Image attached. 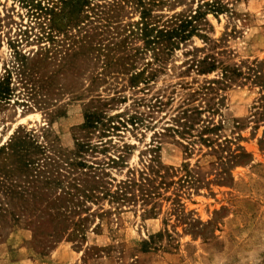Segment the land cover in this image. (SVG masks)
<instances>
[{"label":"rangeland","instance_id":"1","mask_svg":"<svg viewBox=\"0 0 264 264\" xmlns=\"http://www.w3.org/2000/svg\"><path fill=\"white\" fill-rule=\"evenodd\" d=\"M222 1L227 12L207 16L205 38L193 37L175 52L168 64L173 72L157 76L142 92L121 89L125 101L109 110L110 116L122 112L117 122L142 115L149 126L135 130L128 123L105 138L133 146L129 167H138L145 147L153 144L164 166L187 164L209 182L183 197L184 224L170 216L171 205L164 201L153 217H143L139 206L111 212L103 221L91 216L109 212V204L79 199L72 181L79 171L63 161L72 149L74 128L84 122L88 98L110 95L108 89L116 81L122 84L121 78L105 68L104 57L74 54L76 47L49 32L47 16L32 9L30 0H0V76L11 70L15 52L25 57L12 71L9 104L0 108V146L17 132L32 135L43 147L33 166L25 167L20 156L0 167V264H264V79L259 77L264 76V0ZM43 32L51 34L54 45L39 39ZM194 49L200 58L210 56L218 69L205 76L181 74L186 52ZM222 68L229 71L226 80ZM213 80L220 83L208 98L218 104L214 120L221 123L217 136L223 146L214 152L197 145L187 152L183 140L162 131L168 107L152 112L148 101L175 90V108L183 95L178 83ZM139 100L144 102L135 104ZM238 147L247 156L236 158L233 166L230 155ZM94 157L103 158L88 156L89 165ZM111 174L122 178L114 170Z\"/></svg>","mask_w":264,"mask_h":264},{"label":"trees","instance_id":"2","mask_svg":"<svg viewBox=\"0 0 264 264\" xmlns=\"http://www.w3.org/2000/svg\"><path fill=\"white\" fill-rule=\"evenodd\" d=\"M30 3L32 9L47 16L50 33L60 34L71 46L76 47L74 54L104 57L105 68L121 78L119 80L122 84L116 81L110 85V95L88 98L84 108V122L74 128L73 146L63 161L66 166L79 171L78 177L72 180L79 199L109 204V212L101 209L100 213L91 216L103 221L111 212L139 206L143 217H153L157 215L158 209L161 211L159 202L164 201L171 205L170 216L187 224L184 222L183 197H190L192 192L197 193L209 182L201 180L187 164H182L179 168L164 166L158 155L159 149L153 144L145 147L138 167H129L126 158L133 146L125 142L116 144L112 139L105 138L118 131L119 126L126 128L128 123L135 130L141 126H149L144 125L146 120L142 115L131 116L124 123L117 122L122 112L110 116L109 110L125 101V97L121 95L124 91L121 89L142 92L148 90L157 76L173 72L175 68L169 70L168 64L175 52L193 37L205 38L201 32L203 28L209 27L207 16L227 12V4L222 0H45L44 6L40 2L33 4L32 0ZM180 7L183 9L178 11ZM50 35L43 32L39 39H49L54 45L55 40ZM104 41L108 43L104 45ZM195 52V49L186 52L188 59L181 67L184 68L183 72L179 68L181 74L188 76L193 72L196 76H205L218 69L210 56L200 58ZM147 56L148 60L145 59ZM22 60L25 57L20 52H15L11 70L5 68L0 76V108L9 104L13 93L10 87L11 75L15 72V66L19 70L18 62L21 63ZM140 61L144 62L139 67ZM259 77L264 79L263 75ZM227 78L229 71L222 68L221 79ZM94 81L104 82L99 78ZM218 83L219 80L204 82L202 85L196 84V81L178 83L183 95L179 97V104L175 108L171 107L175 90L167 97H154V103H151L153 100L148 101L147 107L152 112L168 107L171 113L162 131L183 140L187 152L197 145L214 152L223 146L217 136L221 123L214 120L218 114L215 108L218 104L211 105L212 98H208L210 94H214L213 85ZM142 102L144 100L136 101L135 104ZM114 122L119 124L115 125ZM153 133L160 135V132ZM92 137L96 139L95 142L91 141ZM224 144L231 143L225 140ZM110 151H113V155ZM42 152L43 147L36 144L32 135L25 133L19 137L16 132L0 146V160L3 162L0 167H8V164L11 166L12 160L20 156L25 158L22 163L25 167L33 166L36 164L33 156ZM28 153L33 154L26 157ZM91 155H102L103 158L101 160L94 157V162L89 165L85 158ZM246 156L245 150L238 147L231 153L230 161L234 160L232 162L235 166L236 158ZM112 170L122 178L117 180L113 177ZM69 187L71 184L67 185ZM170 190L171 195L164 196Z\"/></svg>","mask_w":264,"mask_h":264},{"label":"bare ground","instance_id":"3","mask_svg":"<svg viewBox=\"0 0 264 264\" xmlns=\"http://www.w3.org/2000/svg\"><path fill=\"white\" fill-rule=\"evenodd\" d=\"M25 119H26V118H24V119H21V121L23 122V121H25Z\"/></svg>","mask_w":264,"mask_h":264},{"label":"crops","instance_id":"4","mask_svg":"<svg viewBox=\"0 0 264 264\" xmlns=\"http://www.w3.org/2000/svg\"><path fill=\"white\" fill-rule=\"evenodd\" d=\"M35 264V263H34Z\"/></svg>","mask_w":264,"mask_h":264}]
</instances>
